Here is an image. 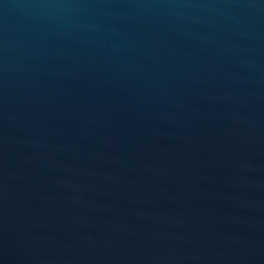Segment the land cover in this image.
<instances>
[{
  "label": "water",
  "instance_id": "water-1",
  "mask_svg": "<svg viewBox=\"0 0 264 264\" xmlns=\"http://www.w3.org/2000/svg\"><path fill=\"white\" fill-rule=\"evenodd\" d=\"M0 264H264V0H0Z\"/></svg>",
  "mask_w": 264,
  "mask_h": 264
}]
</instances>
